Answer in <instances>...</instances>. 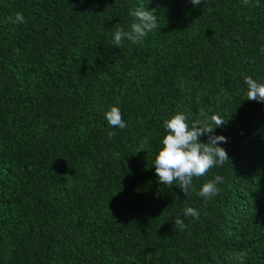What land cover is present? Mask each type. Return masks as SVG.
I'll use <instances>...</instances> for the list:
<instances>
[{"label": "trees", "instance_id": "trees-1", "mask_svg": "<svg viewBox=\"0 0 264 264\" xmlns=\"http://www.w3.org/2000/svg\"><path fill=\"white\" fill-rule=\"evenodd\" d=\"M144 6L158 28L117 45ZM249 76L264 83V0H0V264H264V103L247 100ZM112 106L126 128L109 126ZM201 110L224 120L213 135L230 163L186 196L153 166L164 121Z\"/></svg>", "mask_w": 264, "mask_h": 264}, {"label": "clouds", "instance_id": "clouds-1", "mask_svg": "<svg viewBox=\"0 0 264 264\" xmlns=\"http://www.w3.org/2000/svg\"><path fill=\"white\" fill-rule=\"evenodd\" d=\"M189 2L193 6L201 4V0H189ZM247 2L248 0H245V3ZM132 15L136 22L130 25V31H125L121 27L116 28L114 41L117 45L125 38L133 44L140 43L148 33L158 28L157 17L152 11L146 10L145 6L134 10ZM12 22L26 23L23 13H16ZM244 83L247 85V100L264 103V83L250 76L244 78ZM199 115L203 120H196L191 126L187 122L188 117L180 112L164 121L165 135L160 142L161 147L153 166L158 182L168 187L178 186L186 196L190 191L196 190L193 185L194 178L207 175L213 167L230 163L227 151L219 146L227 142L226 138L213 135L216 128L225 125L224 120L219 115H213L209 123V117L204 110H201ZM104 116L110 127L121 130L127 127L117 106L110 107ZM115 135V132L108 133L110 139ZM202 135L207 136L206 142H200ZM222 183L223 177L216 175L202 185L198 195L205 200L212 199L219 195L218 185ZM183 215L199 219L200 213L195 208L186 207ZM175 224L181 230L186 227L179 218L175 220Z\"/></svg>", "mask_w": 264, "mask_h": 264}]
</instances>
